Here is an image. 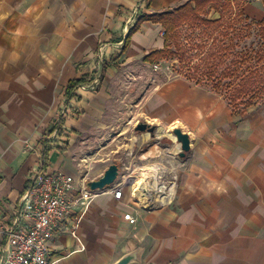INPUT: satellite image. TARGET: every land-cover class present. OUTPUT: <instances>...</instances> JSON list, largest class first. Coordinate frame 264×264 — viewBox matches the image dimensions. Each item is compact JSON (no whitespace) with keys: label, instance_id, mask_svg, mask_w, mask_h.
I'll return each instance as SVG.
<instances>
[{"label":"crops","instance_id":"0c3cea01","mask_svg":"<svg viewBox=\"0 0 264 264\" xmlns=\"http://www.w3.org/2000/svg\"><path fill=\"white\" fill-rule=\"evenodd\" d=\"M190 1L0 0V222L13 217L46 154L47 172L72 175L78 189L123 166L83 217L80 241L74 218L55 227L51 263L115 264L140 250L131 264H264V103L235 110L186 78L127 89L144 83L145 57L165 47L164 27L147 21L119 50L128 20ZM92 82L96 89H82ZM72 99L69 133L52 137ZM137 121L156 125V137L133 139ZM177 128L190 137L185 158ZM163 180L175 183L172 201L140 206L137 189Z\"/></svg>","mask_w":264,"mask_h":264},{"label":"trees","instance_id":"16d2710c","mask_svg":"<svg viewBox=\"0 0 264 264\" xmlns=\"http://www.w3.org/2000/svg\"><path fill=\"white\" fill-rule=\"evenodd\" d=\"M246 5L247 3L243 0H192L174 11L145 15L139 18L135 26L130 30L124 50L130 45L131 36L140 29L141 24L150 21L159 23L164 27L165 47L146 56L144 60L154 63L155 59L168 54L169 56H178L180 62L192 64L194 57L188 56L190 50L184 48L180 42H173L175 50L171 49L170 40L172 36L178 34L179 29L184 25L205 27L208 29L207 33H205L206 36H209L208 39L206 41L202 39L199 46L192 44L191 47V50H198L196 56L203 58V61L201 65L194 69L193 76H187V80L190 79L189 81L192 82L196 79L197 85L206 80H216L215 85L217 88H225L230 87L231 84L222 81L226 77L224 74L229 75L232 72L238 74L241 71L244 74V78L237 85L234 100L237 101L249 97L246 108L258 105V102L254 101L255 99H261L259 104H262L264 103V15L260 20L251 18L246 13ZM261 5L264 12V0H261ZM235 8L238 11L236 12V17H233L232 14ZM213 13L219 16L214 19L210 18ZM229 14L231 15L227 17ZM227 18H230L229 22H233L226 23ZM242 22H246V25H241ZM250 36L253 37V42L248 45ZM209 39L213 40V42L208 46L209 43L207 41ZM235 44L241 47L238 53L240 62L238 61L239 63L235 67H228L226 71L222 72L224 74L215 75L220 72L218 64L224 63L222 60L229 56ZM219 59L220 61L217 63ZM189 68L191 67L189 66ZM85 80L86 78L83 77L80 80L72 81L68 87L69 93L73 92L75 87ZM48 160V154L44 155L45 165Z\"/></svg>","mask_w":264,"mask_h":264},{"label":"built area","instance_id":"2783aa9c","mask_svg":"<svg viewBox=\"0 0 264 264\" xmlns=\"http://www.w3.org/2000/svg\"><path fill=\"white\" fill-rule=\"evenodd\" d=\"M135 23V18L131 17L127 22V29H132ZM126 39L127 37L117 45L119 50L125 48ZM94 82L82 86V89H96L97 85ZM75 101L72 99L67 102L63 109L64 122L52 130L50 134L52 137L63 139L69 133L66 123L74 116ZM112 190L116 198H121L122 188L118 186ZM166 191H169V195H166L164 202L152 203L156 195H164ZM100 192L101 190H91L87 187L78 189L72 175L63 172L48 173L42 162L33 172L26 190L16 204L13 217L0 222V249L2 250L0 264H53L48 259V243L54 236L55 227L64 219L74 218L75 229L71 234L80 241L77 230ZM136 193L139 205L157 208L172 201L175 183L163 180L158 185L148 184L139 187ZM139 196L148 197L149 204L142 205L139 202ZM77 208L80 213L73 217ZM125 219L132 224L137 222V219L130 214L125 215Z\"/></svg>","mask_w":264,"mask_h":264},{"label":"rangeland","instance_id":"374dc122","mask_svg":"<svg viewBox=\"0 0 264 264\" xmlns=\"http://www.w3.org/2000/svg\"><path fill=\"white\" fill-rule=\"evenodd\" d=\"M244 2L247 3L245 10L247 15H249L251 18L253 19H258L259 15L261 14V11H263L262 5L257 3L256 1L258 0H243ZM260 1V0H259ZM247 6H249L247 8ZM238 10H236V8L233 11L232 16L236 17V12ZM231 14L227 15V17H229ZM219 15L216 13L211 14L210 18H217ZM230 20V18H227V22L228 23ZM233 21H230L229 23H231ZM228 23V24H229ZM246 22H242L241 25H246ZM248 24V23H247ZM239 25V24H238ZM240 25V26H241ZM208 29L205 27H198V26H194V27H190L189 25H184L183 27H181L178 31L177 35L172 36V39L170 40V46L171 49L175 50V46L172 44L173 42H180L181 44H183L184 48H186L189 51L188 56H192L194 57V61L192 64H187L186 62H180V59L178 56H169L168 54H166L164 57H160L154 60V63H151L149 66H146L145 68V75L143 77H145L144 83L140 84V83H136L135 85L131 86V85H127V89H131L133 92L135 91H139L137 89H148L152 84H153V77H157L158 82L162 83V82H167L169 80H173L176 78H188L187 76H193L194 75V69H196L199 65H201L203 58H199L198 56H196L198 53L197 49H193L191 50L192 44H196L199 46V44H201V40L204 39L205 41L208 39L209 36H206L205 33H207ZM204 36V37H202ZM252 36L249 37L248 40V45H251L253 40H252ZM178 40V41H177ZM225 41V40H224ZM209 44L208 46L213 42V40H208L207 41ZM169 46V47H170ZM240 46L238 47L236 44L234 45V48L232 49L231 53L229 54V56H227V58L225 60H222L224 63H219L220 59L217 61V63H219V73L215 74H221L223 71H226V69L228 67H235L240 60H238V53L240 50ZM239 61V62H238ZM189 65L191 68H189ZM201 72V70H200ZM224 74V73H222ZM226 77L223 78V82L224 83H229L231 84L230 87H225V88H217L216 84V80H206L204 82H202L201 84H198L199 86H202L204 88H206L207 90H210L212 92H214L215 94H217L219 97L222 98V100L227 104V106H229L230 108L233 109H237V110H245L246 108V104H247V100L249 99V97L247 98H243L242 100H234V93L236 91L237 85L238 83H241L242 79L244 78V74L240 72L237 73H230L228 74H224ZM190 78V77H189ZM190 80V79H189ZM192 80V79H191ZM193 83H196V79L192 81ZM121 91H123V89H121ZM255 102H258V104L261 102V99H255ZM132 102H134V110H138V104L139 101L138 100H132ZM137 107V108H136ZM139 122H143V121H137L136 124L135 122L131 124V135L133 136V139H139V135H141V133L136 132L135 127ZM151 124V123H149ZM135 125V126H134ZM152 125V124H151ZM157 133V132H156ZM145 134V133H143ZM148 134V133H146ZM150 135V134H148ZM157 135V134H156ZM155 135V137H156ZM151 136V135H150ZM152 137V136H151ZM152 137V138H155ZM122 166V164H121ZM123 168V166L121 167ZM143 203V202H142ZM142 205H147L145 203H143ZM141 206V205H140Z\"/></svg>","mask_w":264,"mask_h":264},{"label":"water","instance_id":"95a60500","mask_svg":"<svg viewBox=\"0 0 264 264\" xmlns=\"http://www.w3.org/2000/svg\"><path fill=\"white\" fill-rule=\"evenodd\" d=\"M136 132L141 134L148 133L152 137H155L157 126L151 125L146 122H139L135 127ZM177 142L181 144L180 157L185 158L187 153L190 151V137L188 134L184 133L181 129L177 128L173 131ZM121 174V166L118 164H112L105 171L104 175L98 179L89 181L87 188L91 190H104L108 187L113 186L118 180ZM141 260V251L135 250L119 259L115 264H131L134 262H139Z\"/></svg>","mask_w":264,"mask_h":264},{"label":"bare ground","instance_id":"6f19581e","mask_svg":"<svg viewBox=\"0 0 264 264\" xmlns=\"http://www.w3.org/2000/svg\"><path fill=\"white\" fill-rule=\"evenodd\" d=\"M166 195H169V191H166V194L164 195H160V196L156 195L155 198L152 200V203L160 204L164 202L166 200ZM146 199L149 202L150 199L148 197H146Z\"/></svg>","mask_w":264,"mask_h":264}]
</instances>
